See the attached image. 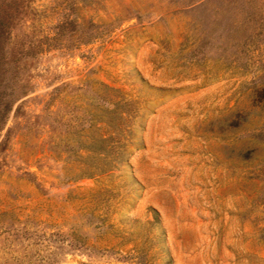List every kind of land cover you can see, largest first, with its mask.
<instances>
[{
  "label": "rangeland",
  "instance_id": "1",
  "mask_svg": "<svg viewBox=\"0 0 264 264\" xmlns=\"http://www.w3.org/2000/svg\"><path fill=\"white\" fill-rule=\"evenodd\" d=\"M11 1L0 264H264V0Z\"/></svg>",
  "mask_w": 264,
  "mask_h": 264
},
{
  "label": "trees",
  "instance_id": "2",
  "mask_svg": "<svg viewBox=\"0 0 264 264\" xmlns=\"http://www.w3.org/2000/svg\"><path fill=\"white\" fill-rule=\"evenodd\" d=\"M15 2L0 0V130L10 113L13 104L29 91L27 80L19 77L13 66L19 57H13L8 49V39L15 24Z\"/></svg>",
  "mask_w": 264,
  "mask_h": 264
}]
</instances>
